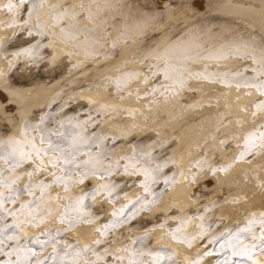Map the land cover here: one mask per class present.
<instances>
[{
  "label": "rangeland",
  "instance_id": "1",
  "mask_svg": "<svg viewBox=\"0 0 264 264\" xmlns=\"http://www.w3.org/2000/svg\"><path fill=\"white\" fill-rule=\"evenodd\" d=\"M8 2L9 0H5L4 3L0 4V8L4 12L0 18L2 25L11 30L2 34V36L0 35V44L4 45L3 50H0V58L4 59L7 63L6 66H8L6 70L7 82L10 86L28 89L31 93L36 92L41 85H44L45 88L42 91V99L39 104L34 106L23 120L20 132H14L10 128L0 125V137L5 139L8 137L23 139L26 124L29 122L39 124L42 117L50 114L51 117H54L47 122L48 126L51 127H55L56 121L66 116H76L79 119L87 120L89 115H91L92 121L87 125V130L89 132L103 130L108 136L107 144L116 149L118 156L131 155L135 151L134 145L139 144L141 146H151L154 149L153 154L158 157L159 162L167 161V167L163 169L159 183L154 187V191L158 196L157 202L151 206V210L146 207L137 215L135 220L112 230L107 242L98 246L101 250L111 246L112 252L119 254L120 247L132 243L134 235L144 236L148 234L151 237L150 241H148L151 247L172 249L176 254L173 258L180 260L181 264H186V261H195L201 257L205 251H211L213 246L207 245L205 247L206 238L204 240L198 238L193 247H189L184 242L195 253L189 258L185 257L174 247H169L165 244H154L157 229L165 230V232L170 234L172 229L180 226L181 221L173 217L184 216L187 222L185 226L186 233L198 235L201 231V215L205 216L206 223L212 224L214 228L216 226L228 228L234 225L242 227L247 223L249 216L253 212H264V208L253 209L244 214L242 220L230 219L227 215L222 214L223 205L229 200L245 201L246 195L239 194L236 197H232V195L228 196L224 192L220 193L212 188H201L197 193L192 192V201L185 207L175 203L172 197V190L181 176L187 178V175H189L190 180L197 183L198 173L205 172V170H209L213 174L221 171L227 174L235 164L233 153L236 149H238V153L235 156V160H242L252 164L246 170V181L251 180L257 187H264V161L260 160L261 156L264 155V149L254 152L244 159L240 158L241 153L245 151L244 145L248 131L250 129H259L260 125L264 124V111L257 112L256 108L257 103L264 100V96H261L260 92L255 88L244 87L250 95H253L254 92L256 93L253 101L239 103L240 108L249 113V119H247L242 115L233 114V103L228 94H224L221 99L218 98L215 101L202 100V97L199 96V98L197 95H192L190 93L193 87L192 79H206L203 76L198 77L185 73L187 85L182 89L177 88L178 94L163 87L160 91L153 94V89L157 85L171 83V81L164 80L162 73L158 76H153V66L157 63L161 65L165 63L163 60L155 58L158 54L157 49L162 53L164 49L179 43L181 40L188 39L193 33H196L200 41L204 42L208 48H211L213 44L219 45L226 39L237 38L240 35L264 36V33L256 25L243 18L216 13L209 14L205 10L199 11L192 2L186 0H169L168 4H164L160 0H117L116 8L109 9L103 13V15L108 17L116 16V19L109 20L108 24L103 25L100 29L103 37V47L98 54L89 55L86 54L84 47L78 48L74 40L65 39L60 33V27L55 26L54 19L49 15L43 17L47 25V36L43 40H41L39 35L29 36L27 31L24 30L26 25L22 23L26 17L22 14L17 15L15 11L8 12L5 7ZM54 2L74 6L73 0H54ZM104 2L105 0H96L95 3L93 0H79L77 7L74 6V9L79 11L81 3H85L95 11L97 5H103ZM124 4H127L126 8ZM117 9H123L124 13L131 12L132 22L130 26L126 27L129 24V17L120 14ZM16 20L21 21V23L12 26ZM80 22L83 26L93 27L87 14L80 17ZM37 23L38 21L33 19V27ZM64 23H72V19L69 18ZM113 24L118 25V27L113 28ZM107 32H112V35L108 36ZM80 40L83 42L84 37L81 36ZM113 40L119 41L115 47H113ZM37 41H41L43 44L51 42V46L42 47L34 56H28L23 53L18 57L13 55L16 50L35 44ZM123 48L133 49V51L130 55L122 56ZM57 49H59V52H57ZM121 56L122 59L117 63ZM130 61H141L142 64L147 66L133 67L129 64ZM250 64L251 60L236 58L225 61L201 59L198 62L191 63L190 67L203 72L206 68L213 70L217 68L239 70ZM105 65H108L111 69L115 68L116 73L108 71L97 75L93 68L100 69ZM128 70H138L141 75L127 81L125 85L118 88L116 80L121 77L123 72ZM248 74L252 75L251 72ZM146 79L147 83H145ZM138 80L142 82V87L136 84ZM215 82L226 86L222 81L216 80ZM98 86H103L116 98H123L129 94H133L138 99L142 98L141 100H144L143 102L146 104L147 112L141 110L140 114L145 120H149L153 112H156L160 118H168L171 115L172 117L178 115L177 117L183 118V108L189 106L190 108L200 107L204 118L209 114L210 121L206 133L207 136L202 143L193 145L198 150V153L193 157L191 164L188 165V173L184 172L181 159L184 154L183 143L186 140L188 131L170 127H158L144 131L135 125L133 120H126L127 115L136 116L133 108H124L119 103H115V101H105L86 94L87 91L96 89ZM90 101L93 103H90ZM98 105L107 106V116L103 114ZM171 110L172 113H170ZM181 110L182 112H180ZM98 112L100 113L99 115H97ZM173 112H176L175 115ZM93 121L98 122L95 127L92 126ZM232 121L236 122L237 127L225 134L224 128ZM113 134H118L119 139L114 141ZM33 135L37 137L38 141L39 133L29 132V136ZM209 139L212 140V145L209 144ZM216 140H220L223 147L229 150L226 157L218 148ZM202 160L205 161L203 167H198V162ZM226 165H231L227 171L224 170ZM0 166H2V162H0ZM33 166L28 165V168L30 169ZM24 170L26 171L27 169L22 168L20 171L23 172ZM52 171L58 170L49 168L48 171L31 177V179L40 180L47 177L48 180H52L53 177L49 175ZM164 177H174V180L169 184H165ZM92 178H98V180L90 185ZM29 179L28 176H25L24 182L27 183ZM107 179L109 178H101L99 175L91 176L84 184L74 185L70 192H65L60 184L54 185L51 190L53 197L58 195L60 199L52 200L50 206L54 208V211L49 221L41 225L39 229L25 225V230L29 234H34L49 227L52 229L66 228L67 224H60L59 222L60 214L63 212L65 204H67L65 197L77 196L82 191L90 192L99 188ZM112 179L121 185V188L118 189V201L114 202L106 192L102 191L89 209L97 217L95 223L84 222L93 228L94 237L91 241H86L83 237L77 235L76 227L83 224L80 223L73 230L64 234L71 241L80 240L85 244L96 246V240L105 239L97 229L102 228L106 222L113 219L112 212L118 205H126L129 198L134 200L145 194L140 184V181L144 179L142 175H126L121 170ZM124 193H127L128 197H125ZM25 199H29V197L25 196ZM100 199L108 201L111 206L102 208L98 204L101 201ZM86 203L89 202L86 201ZM44 215H48L47 209L44 210ZM161 224H165V226L160 227L159 225ZM192 224H194L193 227ZM174 240L179 241L177 239ZM51 251L52 249L49 248L44 254L47 255ZM111 259L112 257H109V260ZM216 259V254L204 256L203 264H215ZM256 259L261 261V264H264V254L258 252Z\"/></svg>",
  "mask_w": 264,
  "mask_h": 264
},
{
  "label": "snow or ice",
  "instance_id": "2",
  "mask_svg": "<svg viewBox=\"0 0 264 264\" xmlns=\"http://www.w3.org/2000/svg\"><path fill=\"white\" fill-rule=\"evenodd\" d=\"M95 3L96 0H93ZM8 12L15 11L17 15L26 17L22 21L29 36L39 35L41 40L47 36V25L43 17L51 16L55 26L60 27V33L65 39L74 40L77 47H84L86 54H98L103 47V37L100 29L108 24L109 20L116 16L103 15L109 9L117 7V0H105L103 5H97L93 11L87 4L81 3L79 11L71 4L63 5L54 0H9L5 5ZM127 7V4H124ZM120 14L129 17L131 25V12L124 13L123 9H117ZM87 14L93 27L83 26L80 17ZM69 18L72 23L65 24ZM38 21L33 27L32 21ZM21 21L16 20L12 26ZM113 28L118 25L113 24ZM108 36L112 32H107ZM84 40L81 42L80 37ZM113 47L119 41L113 40ZM51 46L37 41L16 50L13 55L21 53L34 56L42 47ZM4 45L0 44V50ZM157 60H163V65L157 63L153 66V76L163 74L165 81L170 84L157 85L153 94L160 89L166 88L176 94L177 88L187 85L185 73L195 76H203L210 81H222L226 86L255 88L264 96V36H245L226 39L223 43L213 44L211 48L200 41L198 35L193 33L188 39L164 49L162 53L157 49ZM71 55V53H70ZM233 58L251 60V64L242 69H211L206 68L203 72L192 69L190 64L201 59L225 61ZM251 72L252 75L248 73ZM141 75L138 70L123 72L116 80L117 87L125 85L127 81ZM147 79L145 83H147ZM90 103H93L90 101ZM103 114L107 116V106L98 105ZM257 112L264 111V100L256 105ZM100 113L98 112L97 115ZM41 118L39 124L29 122L24 128V138L16 139L0 137V264H181L174 259V250L169 248H153L148 243L151 237L133 236L132 243L122 245L119 254L113 253L111 246L101 250L98 246L106 243L112 230L122 227L125 223L135 220L146 207L157 202L158 196L154 187L159 183L163 169L167 167V161L159 162L151 146L134 145L135 151L131 155L118 156L115 148L107 144L108 136L103 132H89L87 125L92 121L91 115L87 120L76 116L65 117L56 121L55 127L48 126L49 119ZM96 123L93 121L92 126ZM29 132L39 133V139L35 135L29 136ZM119 139L118 134H113V140ZM227 142V141H226ZM245 151L240 158L264 149V124L259 129H250L245 140ZM205 161H199L197 166L203 167ZM28 165H34L30 169ZM231 165H226L227 171ZM26 171H20L21 169ZM57 169L49 173L53 177L48 180L44 177L40 180L31 179L38 174ZM123 170L124 174L143 176L140 181L144 189V195L136 199L128 200L126 205H118L112 212L113 219L106 222L97 231L102 233L104 240H96L95 245H88L80 240L71 241L64 234L73 230L80 223H95V213L89 211L96 197L101 192H106L113 201H118V189L121 185L113 177ZM99 175L101 178L108 177L99 188L92 191H82L77 196H66L67 204L60 214V224H67L66 228L44 229L38 233L29 234L25 225L34 226L37 229L47 223L54 211L51 207L53 199L52 188L56 184L63 186L65 192H70L74 185L84 184L89 177ZM30 179L24 182V177ZM195 179V177H193ZM174 177H164V183L169 184ZM128 197L127 193H124ZM25 196L29 199H25ZM151 197V199H149ZM88 201L89 203H86ZM11 205V206H9ZM18 205V206H17ZM47 209L48 215H44ZM179 219V227L172 229L170 234L180 242H186L193 247L199 238H206V245H212L211 251H205L195 261H186V264H203V257L217 255L215 264H261L256 259V254H264V212H253L244 226L234 225L228 228H220L208 224L205 216L201 215V231L198 235L186 233V220L184 216L173 217ZM166 223V222H165ZM164 227L165 224L159 225ZM258 229V231H257ZM51 248V253H44ZM109 257H112L109 260Z\"/></svg>",
  "mask_w": 264,
  "mask_h": 264
},
{
  "label": "bare ground",
  "instance_id": "3",
  "mask_svg": "<svg viewBox=\"0 0 264 264\" xmlns=\"http://www.w3.org/2000/svg\"><path fill=\"white\" fill-rule=\"evenodd\" d=\"M160 1L164 4L169 3V0ZM186 1L192 2L199 11L205 10L209 12V14L216 13L246 19L256 25L264 33V0ZM4 2L5 0H0V4ZM73 2L74 6L77 7L79 0H73ZM3 14L4 12L0 8V18ZM10 31L11 30L9 28L2 25V21L0 19V35L2 36V34L8 33ZM132 51L133 49L123 48L121 55H130ZM57 52H59V49H57ZM122 56L117 60V63L120 62ZM6 64V61L0 58V125L10 128L12 131L19 133L25 117L30 113L31 109H33V107L39 104V102L41 101L42 91L44 90L45 86L41 85L34 93H31L28 89L10 86L6 79V70L8 67L6 66ZM129 64L133 67L147 66L146 64H142L141 61H130ZM93 69L97 75L104 74L108 71L110 73H116V69H111V67H109L108 65H105L100 69ZM192 80L193 87L190 91L192 95H197L198 97L200 96L202 97V100L209 99L210 101H215V99H221L224 94H228L231 102L233 103V114L242 115L245 118L249 119V113L243 111L242 108H240L239 103L245 101H253L256 96L255 92L253 93V95H250L248 93V90L244 87H237L235 85H232L231 87L224 86L221 83L210 81L207 79L194 78ZM136 84L140 85V87L143 86L142 82L139 80L136 82ZM86 94L101 98L105 101H115V103H119L120 106L122 105L124 108H133L136 116L131 117L130 115H127V117L125 116L126 120H133L135 125H137L144 131L148 129L152 130V128L158 127H170L173 129L180 128L181 130L188 131L186 134V140L183 143L184 154L181 158L184 172L188 173V165L191 164L193 157H195L198 153V150L193 147V145L200 144L204 141L207 136L206 133L210 121L208 117L209 114L207 115V117H203V111L200 109V107L190 108V106H186L187 108H183V118L177 117L178 115H175L176 112H173L175 117H172L171 115L168 118H160L156 114V112H153L152 117L149 118V120H145L142 114H140V111L142 110L144 112H147L145 107L146 104H144V100H141L142 98L138 99L133 94H129L123 98H116L103 86H98L96 87V89L94 88L90 91H87ZM180 112H182V110ZM170 113H172V110ZM236 127V122L232 121L224 128V133L226 134L228 131H230L231 129L233 130V128ZM209 142V144L212 145L211 139H209ZM215 142L217 143L220 151L226 157L229 150L223 147L220 140H216ZM237 153L238 149H236L233 153L235 164L227 174L222 173V171L213 174L209 170H205V172L198 173L197 183L191 181L189 175H187V178L185 176H181L180 179L176 182L174 189L172 190V197L174 202L181 207H185L192 201V192L197 193L201 188H212L219 191L220 193L224 192L228 196L232 195V197H236L239 194L246 195L245 201L239 202L235 200H229V202L223 205L222 214L227 215V217L230 219L242 220L244 214L250 212L251 210L264 208V187L262 186L261 188H259L251 180L246 181V170L252 164L242 160H235V156L237 155ZM261 159L264 161V155L261 156L260 160ZM97 180L98 178H92L90 181V185L95 183ZM98 204L101 205L102 208H109L111 206L110 203L106 200L104 201V199L103 201H99ZM193 226L194 224H192V227ZM76 233L77 235L83 237L86 241H91L94 237L93 228L85 223L80 224L76 227ZM155 236L156 238L154 239V244H165L166 246L174 247L178 249L181 254L185 255V257L189 258L195 254L194 251L190 249L184 242L175 241L170 234L165 232V230L162 231L161 229H157Z\"/></svg>",
  "mask_w": 264,
  "mask_h": 264
}]
</instances>
